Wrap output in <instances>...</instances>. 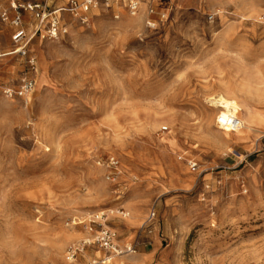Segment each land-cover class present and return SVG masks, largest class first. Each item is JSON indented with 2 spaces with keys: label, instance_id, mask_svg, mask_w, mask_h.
I'll return each instance as SVG.
<instances>
[{
  "label": "rangeland",
  "instance_id": "1",
  "mask_svg": "<svg viewBox=\"0 0 264 264\" xmlns=\"http://www.w3.org/2000/svg\"><path fill=\"white\" fill-rule=\"evenodd\" d=\"M66 26L31 38L26 98L3 90L27 58H0V264H264V0L111 3ZM8 27L0 54L16 52ZM219 96L251 129L214 137ZM100 213L135 254L100 247Z\"/></svg>",
  "mask_w": 264,
  "mask_h": 264
},
{
  "label": "built area",
  "instance_id": "2",
  "mask_svg": "<svg viewBox=\"0 0 264 264\" xmlns=\"http://www.w3.org/2000/svg\"><path fill=\"white\" fill-rule=\"evenodd\" d=\"M142 0H68L65 6L52 8L50 5L45 3H31L26 1L17 2L14 0L12 9L15 11L13 18L10 17V13L7 10L0 9V23H8L13 25L17 29L14 33L12 42L15 47V51L24 58H27L28 73L24 74L19 81L16 88H5L3 93L7 97L26 98L31 95L35 90V75L37 73L36 61L34 58L29 56L27 47L31 38L41 36L43 39L48 40H61L68 35V29L66 26V17H69L73 21L79 22L84 26L89 23L90 13L100 7L101 5L106 8H110L111 3H117L122 5L131 16H135L140 9ZM25 13H29L36 20V25L32 36L30 37L26 30L22 28L23 16ZM150 14L154 13L152 6L149 10ZM209 21H214V16L209 17ZM216 123L218 127L236 132L241 128V120L237 115L227 116L226 118L222 115L217 117ZM164 131L167 128L163 129ZM107 166L111 173L117 171L118 163L115 159H109ZM193 172L197 171V165L191 164L190 166ZM125 215L124 213H122ZM105 214L100 213L93 217L92 225L89 228L90 232H94V228L100 226L101 229L96 232V242L100 247L110 255L122 256L126 254H135V248L131 247L125 252L119 251L116 246V234L110 229L104 228ZM156 213L153 211L150 214L149 221H154ZM76 251H72L71 259H74Z\"/></svg>",
  "mask_w": 264,
  "mask_h": 264
},
{
  "label": "bare ground",
  "instance_id": "3",
  "mask_svg": "<svg viewBox=\"0 0 264 264\" xmlns=\"http://www.w3.org/2000/svg\"><path fill=\"white\" fill-rule=\"evenodd\" d=\"M214 3V2H213ZM120 5V4H119ZM221 8V7H220ZM222 10V9H221ZM69 31V30H68ZM227 35V33H226ZM226 91L228 92L229 90L226 89ZM210 102L212 103L211 105L216 107V109L218 110L216 113H217V116L218 115H222L224 116L225 118L227 116H229V114L231 115H238L242 110L243 108L238 106V104H236V102H234L233 100H227L224 96H219L218 99H211ZM210 104V103H209ZM246 110V109H245ZM250 114L249 112L246 110V115L244 117V120L241 121V128H243L244 130H247V129H251L250 126H248L251 121L250 119ZM203 119V118H202ZM174 121V119H173ZM217 124V123H216ZM218 129L220 130L219 134H215L214 137L216 138H219V139H222V138H228L230 136H228L230 133H233L231 132L230 130H227V129H223V128H220L218 127ZM218 132V131H217ZM221 135V136H220ZM241 139V138H240ZM174 162V161H173ZM174 173V171H173ZM127 217V216H126ZM88 243V242H86ZM71 260V258L69 259ZM108 262V261H107ZM106 263V262H105Z\"/></svg>",
  "mask_w": 264,
  "mask_h": 264
},
{
  "label": "crops",
  "instance_id": "4",
  "mask_svg": "<svg viewBox=\"0 0 264 264\" xmlns=\"http://www.w3.org/2000/svg\"><path fill=\"white\" fill-rule=\"evenodd\" d=\"M17 2H19L18 0H16ZM26 2H31V3H40V2H38V1H31V0H26ZM68 2V0L66 1V3ZM14 3V0H11V3H10V5H11V7H10V9H11V11L12 12H9L10 13V17L11 18H13L14 17V15H15V11L12 9V4ZM53 6V5H52ZM55 8H57L58 6H54ZM30 17V18H32L33 19V17H32V15L31 14H29V13H25L24 14V16H23V23H22V28H24L25 30H26V32H27V34L29 35V32H28V30H27V25H28V22L26 21L27 19V17ZM36 23V22H35ZM36 25V24H35ZM9 26L10 27H8L9 29V31H8V34L10 33L11 34V40H12V38H13V35H14V33L17 31V29L15 28V27H13V25H10L9 24ZM35 28V27H34ZM4 37H6V36H4ZM32 40V39H31ZM31 42V41H30ZM29 42V43H30ZM28 46H29V44H28ZM5 49H7V48H5ZM27 50H28V47H27ZM15 52V51H14ZM12 55H19L17 52H15V53H8V54H0V58H4V57H9V56H12ZM21 56V55H20ZM19 56V57H20ZM22 57V56H21ZM37 76V75H36ZM108 255V254H107ZM105 262H107V261H105ZM105 262H103V264H106Z\"/></svg>",
  "mask_w": 264,
  "mask_h": 264
}]
</instances>
